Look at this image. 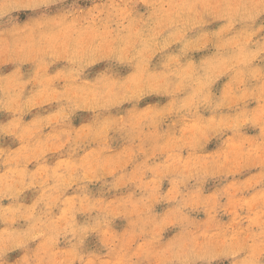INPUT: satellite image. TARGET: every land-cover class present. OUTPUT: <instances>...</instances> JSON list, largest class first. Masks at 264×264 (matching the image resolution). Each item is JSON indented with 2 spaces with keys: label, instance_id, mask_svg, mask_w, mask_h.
<instances>
[{
  "label": "clouds",
  "instance_id": "9594fccd",
  "mask_svg": "<svg viewBox=\"0 0 264 264\" xmlns=\"http://www.w3.org/2000/svg\"><path fill=\"white\" fill-rule=\"evenodd\" d=\"M0 264H264V0H0Z\"/></svg>",
  "mask_w": 264,
  "mask_h": 264
}]
</instances>
